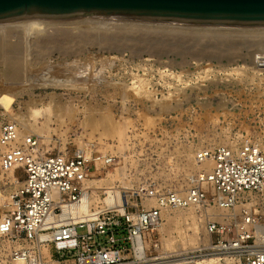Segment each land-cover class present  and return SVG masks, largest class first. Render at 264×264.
<instances>
[{"label": "built area", "instance_id": "2783aa9c", "mask_svg": "<svg viewBox=\"0 0 264 264\" xmlns=\"http://www.w3.org/2000/svg\"><path fill=\"white\" fill-rule=\"evenodd\" d=\"M155 71L163 83L173 82L168 83L169 89L183 85L185 78L191 80L183 71ZM155 71L145 69L142 86L147 90L162 85L149 77ZM251 72L253 88L264 90V54ZM227 76L234 80L237 75ZM96 82L93 78L91 86L103 85ZM2 105L10 110L13 102L4 98ZM142 133L140 139L128 134L121 154L102 155L92 143L47 152L42 137L20 138L18 122L3 120L0 264H15L19 258L26 264H47L44 247L51 243L59 263L66 261L61 258L68 253L77 252L78 264L96 257L105 258L89 264H164L169 258L160 255L155 231L165 215L181 210L198 215L211 241L208 246L185 250L179 258L194 261L215 256V264H264V128L248 130L231 144L196 150L190 164L171 153L163 167L151 170H145V130ZM106 168L124 172L125 185L117 186L124 212L107 206L93 222L59 227L47 222L51 214L62 212L64 204L80 201L85 193L93 196L99 190L94 187L95 178ZM84 226L87 233L80 235L78 227ZM49 232L60 235L42 237ZM104 234L109 245L96 238ZM66 241L73 243L60 244Z\"/></svg>", "mask_w": 264, "mask_h": 264}, {"label": "rangeland", "instance_id": "374dc122", "mask_svg": "<svg viewBox=\"0 0 264 264\" xmlns=\"http://www.w3.org/2000/svg\"><path fill=\"white\" fill-rule=\"evenodd\" d=\"M94 20H105L106 26L110 28L108 32L97 30V34L111 35L117 29L124 28L129 36H133L137 28H143L148 31V38L157 47L166 45L165 54L160 59L158 55L160 50L148 48L137 50V45L134 46L136 41H132L121 53L118 51L111 52L96 43L85 46L83 55H75L72 51L54 48L47 57L54 65L53 76L62 80L75 76L80 79V82L84 80L88 82V85L66 87L62 86L61 83L60 86L62 87H55L53 84H48V88L36 87L22 93L19 92L20 86H17V82L13 81L14 83L10 84L6 78L4 59L1 58L0 95L10 93L16 95L17 99L9 110L13 116L26 114L33 98L44 99L45 102H49L52 100V96H55L56 101L61 99L62 103L72 109L73 116L66 117V131L64 133H51L48 141L43 143L45 151L58 152L65 148L75 149L79 147L80 142L90 141L96 151L102 155L121 154L126 151L128 134L134 135L135 139H140L145 130V170H151L163 167L171 153L178 154L184 164H190L196 150L231 144L248 130L255 131L264 128V90L253 88L254 81L251 72V68L257 62L254 52L256 54L264 53L263 47L245 46L239 56L233 60L228 57H221L216 53L217 50L212 47L213 44L218 43V37L221 34L219 32L228 33V35H251L253 31L231 29L211 32L210 25L95 17L59 21V26L70 27L75 24L69 23H87ZM98 25H102V23ZM101 27L105 26L102 25ZM229 27L232 28V26ZM159 30H170L174 34L160 37L155 35ZM73 31L78 32L77 29H73ZM180 32H197L199 37L193 41H186L183 43V49H179L178 46L172 44L173 41L171 40L179 38ZM58 33L61 34V31ZM207 34L210 36L206 37ZM12 39L16 40V37ZM236 39L230 41H236ZM209 44L212 45L204 51L203 47L209 46ZM21 57L24 61L23 78L40 73L39 70L32 69V67H36L35 65L31 66L27 63V57H31L28 51H25ZM234 67H239L240 71H233ZM145 69L149 71L163 70L165 73H167L166 69L179 71V73L183 71L189 73L191 80L185 78L186 82L183 85L176 86L174 84L173 88L180 89L179 92H176L175 89L168 88V83L173 82L163 83L155 71V74L151 73L149 77L154 78V83H161L162 85L157 84L154 89L147 90L142 86L145 85ZM228 72L233 73L234 76L237 75L234 80L226 75ZM239 72L240 75H238ZM93 78L98 80L96 83L103 85L90 86ZM131 87L138 88L132 90ZM172 93H176L178 101L169 98ZM125 95H129L130 99L126 101ZM154 95L155 99L158 98L161 101H152L153 99L149 96ZM170 107L172 109H168ZM91 112L111 121L127 122L123 139H118L112 135L103 136L104 129H95L87 124V116L92 114ZM3 120H12V117L2 115L0 123ZM15 121L20 122L19 117ZM131 165L136 166L138 163L131 161ZM122 175L124 176V172L116 171L114 168L101 170L95 178V181L98 180L95 185H99L100 189L93 195L94 198L99 199V201H93V211L102 210L104 208L102 206L107 207L104 199L109 195L111 187L125 185ZM2 191L3 188L0 186V193ZM171 215L177 217L179 222L169 225L167 215L164 216L162 224L155 231V237L160 239L158 248L160 255L163 258L174 260L179 258V253L175 249L169 248L167 243L171 237H177L181 240L179 237L180 229L185 231L188 236L193 234V231L188 229L185 219H189L188 222H191L196 213L191 210H181ZM199 225L203 239L199 246L209 245L211 236L202 222ZM78 233L80 235L86 234V226L78 227ZM96 238L98 241L101 240L103 244L109 245L108 234ZM45 246L49 249L53 260L60 259L53 243ZM189 249L193 248L187 244L185 250ZM77 255V252H73L71 256L68 253L61 258V260L66 259V261L60 264H78L74 261ZM209 257L215 256L194 258L193 260ZM184 261L189 260L179 262Z\"/></svg>", "mask_w": 264, "mask_h": 264}, {"label": "bare ground", "instance_id": "6f19581e", "mask_svg": "<svg viewBox=\"0 0 264 264\" xmlns=\"http://www.w3.org/2000/svg\"><path fill=\"white\" fill-rule=\"evenodd\" d=\"M59 21L61 20H53V19H27L23 21H17L12 23H0V59H4V71L6 73V78L9 80L10 84L17 82V86H20L19 92H23L28 89H33L36 87L48 88V84H53L55 87H76V86H85L88 85V82L82 81L80 79L72 76L67 79H57L53 76L54 68L53 63L47 59L50 55V51L54 48H60L61 50H66L69 52H73L75 55H83L84 47L91 44L96 43L101 46H104L109 51H118L122 52L125 47H127L132 41H136L134 46L137 45V50L142 48H148L152 50H160L158 52L159 58L162 59L165 54L166 45L163 44L161 47H157L152 40L148 38V31L143 28H137L135 34L133 36H129L127 31L124 28L117 29V31L113 32L111 35H106V33L97 34L98 31L110 30L109 27L106 26L107 22L105 20H94L88 21L87 23H69L75 24L70 27H60ZM102 23V25H98ZM210 30L213 31H221V30H248L253 31L251 35L244 34H235L228 35V33L219 34L218 43L205 45L203 50H207V48L212 47L215 48L216 53L221 57H228L232 60L239 56L241 50L245 46L249 47H259L262 46L264 50V28L263 27H255V28H234L227 27L221 25H210ZM73 29H77L78 32H74ZM61 31V34L58 33ZM209 31V30H208ZM217 33V32H216ZM102 34V35H101ZM173 35L174 33L170 30H159L155 35H159L163 37L165 35ZM210 36V35H206ZM16 37V40L12 38ZM177 37V36H176ZM199 37L197 32H188L182 33L180 32L179 38H174L173 45L178 46L179 49H183V43L186 41H193ZM237 38L236 41H230L231 39ZM176 40V41H175ZM185 41V42H184ZM171 43V42H170ZM212 43V42H211ZM139 45V46H138ZM170 46V45H169ZM28 51L31 57H27V63L31 66L35 65L36 67H32V69H37L40 72L39 74H31L30 76L22 77L23 71V57L22 54ZM254 56H256L257 60L260 59L264 53L256 54L254 52ZM233 71H240V68H233ZM232 73L228 72L227 75ZM240 74V73H238ZM14 81V82H13ZM63 84L60 86V84ZM91 86V85H90ZM138 87H131L130 89L135 90ZM176 92H179L180 89H175ZM156 102H160L161 100L155 99V96H149ZM175 93L170 95V99L178 101ZM4 98H7L8 101L14 102L16 101V95L13 93L0 95V116L1 115H9L12 117V120H17L19 117V137L23 138L25 136L36 134L39 137H42L43 143L48 141L49 136L53 132L64 133L66 131V117L73 116L72 109L70 106L61 102V99L56 101L52 96V100L49 102H45L44 99L37 100L35 98L32 99V103L29 105L27 109V113L24 115L13 116V113L7 110V107L2 105V101ZM126 101L130 99L129 95H125L124 98ZM179 104H182L179 102ZM171 106V103H169ZM172 109V107L168 108ZM166 112H169V110ZM87 116V124L92 126L95 129H104L103 136L112 135L114 137H118V139H123L125 136V130L127 122L119 123L115 121H111L103 116H96L95 113L91 112ZM46 137V138H45ZM46 139V140H44ZM81 144H89L92 142H80ZM85 146V145H84ZM191 156V155H190ZM194 156V155H193ZM97 182H94V187L99 188V185H95ZM111 191L109 195L104 199L106 206L111 208H116L120 212H124V203L122 200V193L117 186L111 187ZM91 196L88 193H85L80 201L75 203L64 204L62 206V212L58 216H54L51 214L47 219V222L51 223L55 227H59L61 225L68 224H78L84 222H93L99 217L100 210L93 211L92 204L97 200L96 197ZM1 199V193H0ZM94 201V202H93ZM153 204V203H152ZM105 207V206H102ZM166 216V215H165ZM189 219H185L186 224L188 225V229L193 231V234L188 236L185 231L180 229V239L177 237H171L168 241L167 245L169 248L175 249L179 256L184 254V250L187 249V244L191 245V247L197 248L201 245L202 237H201V227L199 225L200 218L198 215L193 216L191 222H188ZM179 219L171 214H167V223L169 225L177 224ZM179 228V226H177ZM60 235V232H49L43 234L44 238H54ZM181 241V242H180ZM72 241H66L62 244H71ZM208 246V245H206ZM45 255L47 257V264H60L58 261H55L51 258V253L47 247H45ZM110 256V255H108ZM105 257H96V258H87L81 261V264H89L92 262H101ZM217 258L209 257L202 260H194V261H184L183 258H178L174 260H167L164 264H215L217 262ZM177 262V263H176ZM15 264H26L22 258H19L15 261Z\"/></svg>", "mask_w": 264, "mask_h": 264}, {"label": "water", "instance_id": "95a60500", "mask_svg": "<svg viewBox=\"0 0 264 264\" xmlns=\"http://www.w3.org/2000/svg\"><path fill=\"white\" fill-rule=\"evenodd\" d=\"M84 17L264 27V0H0V23Z\"/></svg>", "mask_w": 264, "mask_h": 264}, {"label": "crops", "instance_id": "0c3cea01", "mask_svg": "<svg viewBox=\"0 0 264 264\" xmlns=\"http://www.w3.org/2000/svg\"><path fill=\"white\" fill-rule=\"evenodd\" d=\"M58 256H59V254H58Z\"/></svg>", "mask_w": 264, "mask_h": 264}]
</instances>
